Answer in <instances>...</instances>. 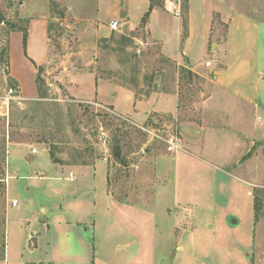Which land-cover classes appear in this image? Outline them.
I'll use <instances>...</instances> for the list:
<instances>
[{
  "label": "rangeland",
  "instance_id": "374dc122",
  "mask_svg": "<svg viewBox=\"0 0 264 264\" xmlns=\"http://www.w3.org/2000/svg\"><path fill=\"white\" fill-rule=\"evenodd\" d=\"M112 1L0 0V11L16 25L0 24V255L6 239V258L0 264L41 259L72 264L75 251L81 252L79 234L87 243L82 258L89 260L94 244L100 264L128 262L122 249L114 251L124 242L133 249L127 253L136 254L134 264H264V141L254 140L247 158H241L246 147H233V142L222 155H240L244 162L256 154L254 172L245 167L229 172L209 152L206 160L169 152L165 137L176 133L181 150L184 129L199 121L205 79L161 57L143 25L111 30L107 11ZM128 1L131 27L141 0ZM173 1L160 0L164 8L175 5ZM216 1L264 20V0ZM180 3L185 18L182 9L188 0ZM172 14L164 15L171 25L176 24ZM32 21L47 25L39 29L50 47L43 63L32 60L41 39L30 50L24 48L20 29H28ZM33 34L38 36V29ZM76 69L112 78L137 96L177 82L178 111L151 113L139 122L121 117L95 98L71 95L62 76ZM35 70L43 79L41 89ZM21 84L27 95L37 88L35 96H23ZM167 109L173 110L174 103ZM245 119L251 135H264V107L247 112ZM116 146L121 159L113 153ZM260 163L263 170L257 171ZM102 165L107 169L106 194L133 206L107 209L98 179ZM86 166L97 168L96 178L80 174ZM70 172H75L74 181ZM74 195L79 197L76 207ZM31 231L37 235L33 240Z\"/></svg>",
  "mask_w": 264,
  "mask_h": 264
},
{
  "label": "crops",
  "instance_id": "0c3cea01",
  "mask_svg": "<svg viewBox=\"0 0 264 264\" xmlns=\"http://www.w3.org/2000/svg\"><path fill=\"white\" fill-rule=\"evenodd\" d=\"M111 3L112 6L107 11L109 18H112L110 23L116 20L120 23L121 28L126 26L129 30H134L142 25V18L150 6V0H141V6L136 10L135 22L131 27H127L131 22L129 1L113 0ZM166 8L163 6L153 8L146 24L143 25L149 41L157 45L161 57L175 63L179 69L186 68L194 75L204 78L206 83L200 89L203 100L199 108V121L184 129V131H187V136L185 135L183 141L184 147L177 150L176 154L184 152L195 155L201 160H206L209 157V152L218 159L214 162L221 163L229 172H238L242 167H245L247 171L254 172L256 154H253L255 157L252 155L244 162L239 161L245 155V158H247L252 154L249 153L252 150L254 140L264 141V135H255L254 132L251 135V129L243 124L246 121L247 112L264 107V20L232 10L228 4L216 0H188L187 9H182L185 18L182 17L183 15L175 16L169 13V6L166 5ZM169 14H172L176 19L175 25L165 21L164 15ZM33 22L36 23V21H32L28 28L26 46L30 50L31 44H39L41 39L42 46H37L36 56L31 58L37 63H43L50 47L48 46V36H43L44 31L41 33L39 29H45L47 25L42 21L33 25ZM35 29L39 31L38 36L33 34ZM12 33H14L13 35H21L19 31H13ZM171 40L173 43H171ZM207 61L211 62L210 66L206 65ZM67 71L68 73H64L62 76L65 81L61 80L66 84V88L71 95H82L84 98L90 99L95 98L99 105L107 107L121 117L139 122L147 119L151 113L159 112L175 115L178 111L179 93L177 82L170 85L167 90L158 88L149 94L137 96L132 88L124 86L112 78L100 77L95 72H86L79 69ZM14 73L21 83V75L18 72ZM67 74H69L68 78ZM35 75L37 76L36 70ZM22 92L24 93L23 88ZM36 92L37 88L33 94L27 95L24 93L23 96L33 98ZM172 102L174 103V109L168 110L167 106ZM228 142H233L231 144L233 147H246L242 157L239 155L241 158L238 156L234 158L222 156L229 148L228 145L230 144ZM36 154L38 155V149ZM34 160L33 162H35ZM247 165H249V168ZM256 170H263L261 163L256 166ZM73 173L75 174V172ZM80 174L82 176L89 174L94 179L98 174V170L92 166H86V168L81 169ZM99 178L103 182V194L108 210L112 209L114 205H134L118 201L112 195L106 194L107 169L104 165L99 169ZM253 195L254 193L252 198ZM73 199V203H76L75 207L78 206V202L75 201L79 197L74 195ZM94 205H96V201H94ZM232 220L233 223L237 222L235 219ZM82 222L80 220L76 221V223ZM66 223L70 222L66 221ZM90 223H93L95 229L96 223L94 221ZM47 227L50 229L51 224L47 223ZM29 236L32 240L37 237L35 231H31ZM79 236L81 252H78L80 250L75 251L77 255L72 258V264H100L94 258L97 255L96 251L94 252V244L90 245L89 255H87L89 260L82 258L83 255L80 253L87 247V243L83 235L79 234ZM119 248L125 252L124 257L128 262L125 260L124 262L112 264H134L131 257H136V254L127 253L133 251V249L128 250L131 248L129 242L117 244L114 251ZM31 264L62 263L60 260L41 259Z\"/></svg>",
  "mask_w": 264,
  "mask_h": 264
},
{
  "label": "trees",
  "instance_id": "16d2710c",
  "mask_svg": "<svg viewBox=\"0 0 264 264\" xmlns=\"http://www.w3.org/2000/svg\"><path fill=\"white\" fill-rule=\"evenodd\" d=\"M162 6H163V4L160 2V0H150L149 9L146 11V13L144 14V16L142 18V25L146 24V22L148 20V17L150 15V12L153 10V8L162 7ZM1 23H8L10 25V27L16 28V25L14 23H9L8 20L6 19L5 15L0 11V24ZM20 31L23 34V44H24V48L26 49L27 37H28V29L21 28ZM183 69H185V68H183ZM187 73L190 74L191 71L187 69ZM42 83H43V79L41 78L40 70H39L38 73H37V76H36V84H37L38 89H41ZM113 153H114V155L117 158H120V159L122 158L121 157L120 148L118 146H116L114 148V152ZM51 156H52L53 162H58L54 158L53 154H51ZM245 157H246V155L243 158H245ZM254 199H256V197ZM254 208L256 209V200L254 202ZM255 218H257V210H256ZM4 238H5V235H4ZM2 247H3V250L1 252L0 259H4L5 258V248H6V241L5 240L2 242Z\"/></svg>",
  "mask_w": 264,
  "mask_h": 264
},
{
  "label": "built area",
  "instance_id": "2783aa9c",
  "mask_svg": "<svg viewBox=\"0 0 264 264\" xmlns=\"http://www.w3.org/2000/svg\"><path fill=\"white\" fill-rule=\"evenodd\" d=\"M174 3H175V5H172V7H169V9L172 10V12H173V14L175 16H180V14H181V3H180V0H177ZM110 28L112 30H119L121 28V25H120V23L118 21L114 20V21H112L110 23ZM206 65L210 66L211 62L207 61ZM106 137H107L106 133L102 132L101 133V138L104 139ZM165 142H166V149L169 152H175V151H177L180 148V138L176 135V133H171L167 137H165ZM32 151H33V153H36L37 149L35 148ZM68 178L70 180H74L75 174L73 172H70ZM17 203H18V201L15 199V200H13L12 205L15 206Z\"/></svg>",
  "mask_w": 264,
  "mask_h": 264
}]
</instances>
